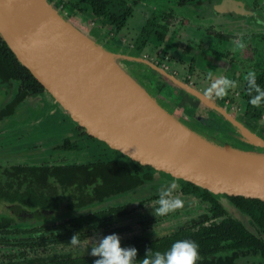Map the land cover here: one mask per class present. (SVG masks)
Returning a JSON list of instances; mask_svg holds the SVG:
<instances>
[{
	"label": "water",
	"instance_id": "1",
	"mask_svg": "<svg viewBox=\"0 0 264 264\" xmlns=\"http://www.w3.org/2000/svg\"><path fill=\"white\" fill-rule=\"evenodd\" d=\"M244 2L240 5H246ZM0 36L89 135L155 172L210 191L223 205L224 195L264 201V139L184 80L131 49H112L99 42L49 0H0ZM129 61L156 70L181 87L184 95L199 98L257 148L208 134L145 86L131 71ZM151 193L147 190L134 197ZM124 199L131 196L108 201ZM225 209L260 236L241 210ZM21 212L38 221L52 215Z\"/></svg>",
	"mask_w": 264,
	"mask_h": 264
},
{
	"label": "flooded vegetation",
	"instance_id": "2",
	"mask_svg": "<svg viewBox=\"0 0 264 264\" xmlns=\"http://www.w3.org/2000/svg\"><path fill=\"white\" fill-rule=\"evenodd\" d=\"M49 1L54 5L55 3H57L56 0ZM209 1L210 5L208 7H202L204 12L202 18H204V20L197 18V20L192 21L183 15H178L175 9L169 11V17L173 16L174 19L177 18H175V16L181 18L185 17L192 24L191 28H189V26H185V29L189 30L191 36H193V41L191 40L190 43L182 42L181 44L179 37L183 34L181 32L179 34L174 31L171 32L170 23H167V20L162 19L161 16L158 18L156 17L159 13H161L162 9H159L158 12L153 15L155 19L152 18L150 14L149 16L145 15V18H142L140 22H137L138 14H136L137 9L135 6H141L142 3L138 0H134V2H136L134 5V2L133 4H131V2L127 0V2L133 6L135 14V16L133 14L130 19L134 17V20L137 22V25L134 24L132 27L130 26V23L128 21L127 25L123 28V35L125 34L124 36H126L124 37L125 40L129 42L130 45H132V48L129 47L128 49H135L133 43L131 42L132 38L138 36L139 29L146 20H155V22L162 28H164V26L166 25L165 27L168 28V30L167 36L164 39V43L160 44L159 46L154 43H148L145 49L140 53V56L156 63L161 68L184 80L186 83L201 91L202 93H204V90L210 84V81L206 77L208 72L210 71L213 73V78L226 76L230 79L236 80L238 82L237 87L235 89L229 90V94L226 97L217 98L213 96L211 97V99L218 105L226 108L228 111L233 113L242 123L249 127L251 131L257 133L264 139V103H262L261 106L257 108L253 107L248 102L250 97L247 94V82L244 79L249 70H254L257 73V83L260 80H264V0H246L248 4L244 2L246 5L242 6L240 4L245 0H239L240 4L231 3L232 1L235 2V0ZM191 2L194 1L192 0L184 6H180L178 3L177 7H187ZM55 6L57 7V5ZM60 10L62 11V9ZM243 10L246 11L244 12ZM212 12L215 16H213L210 20H207L206 18L209 16V14L210 17L212 16ZM161 15L163 16V18L166 17V13H162ZM77 17H75L74 19H76ZM215 19L218 20L215 21ZM162 20L164 21L162 22ZM209 21L216 23L214 27L215 31L211 33L207 32L208 28L205 29V27H208L210 25ZM257 21H261V23H257ZM209 28L210 31L213 30L211 29V27ZM132 31L136 33L135 36ZM107 37L101 38L102 43H104L105 45H108V40L106 39ZM241 37L243 38L245 47L243 49L234 48L233 41ZM194 38L199 39V42H196V39ZM4 42L5 41L0 36V46H2ZM175 54L180 58H174ZM209 58H211L212 61L209 60ZM171 59L173 60L171 61ZM165 60L167 61L165 62ZM18 62L23 67H25L19 60ZM131 62H133L135 65L136 63H139L136 61ZM138 65L143 67V69H149L160 74L161 77L165 79L163 81L156 80L157 83H159V89H161L162 91H159L157 87V91H155L159 93L163 97V99L165 95L166 99L171 101L170 98L171 96L173 97L172 91L174 90V88H172L173 85H175L173 87L181 89V87L173 82H170L164 75L157 72L156 70L142 65L141 63H139ZM140 66L131 67L133 71L135 70L137 73H140ZM25 68L28 69L27 67ZM199 70L206 74L204 78L197 76L196 73H198ZM180 75H182V77ZM141 76V82L144 83V79H146L147 76L146 74H141ZM33 77L35 78V80L30 79L32 84L35 86H37V84H40L42 86V89L29 87V79H27L25 75H23V72L11 71L7 70L6 68L0 69V143L11 142L13 138L18 140L22 139L24 135L31 133L33 128L41 127L42 125L44 128L43 138L53 139L52 142L43 143L42 146L50 147L49 149L44 148L43 151L45 153L47 151H54L59 155H68L70 153L80 154L86 152L88 154V158L80 162H71L66 160L65 158L63 160L62 158L59 160L58 155L54 161L38 163L32 162L30 156L23 157V160H14L15 158L12 159L13 157H10L9 154L6 153L8 151L7 147H4L0 150V204H4L9 212L7 213L0 210V222H9L11 224L10 227L13 230L12 234H5L3 236V238L11 241L12 243H6V240L0 241L1 245L8 246L9 249H11L13 252L9 254L6 253L1 262L8 260V257L10 256L20 254V252L24 250L23 247H20L19 245L13 243L16 237L29 238L31 237L32 230H34L35 228L43 230L39 233H43L52 237L53 235H58L60 233L57 227H62V224L65 225L71 215L75 217L91 211H109L112 206H115L113 205V202L108 201V198L97 203L89 202L83 199L72 201L66 199L64 200L62 191L63 185L58 180L47 178L45 174L43 175V179H41L39 176H35L33 178L32 168L38 169V173L40 175V169L42 168L50 167V171L52 172L53 169L58 168L59 170V168H62L65 165L92 163L101 159L110 160L113 158H120L119 153H121L120 151L112 149L111 147L105 145L101 140L89 135L83 127L77 125L74 122V120L70 116V113L65 110L59 102H57V108L54 110V112L46 114L43 119H40V115L47 113L48 105H45V107L42 106L41 109V106L38 103V99L46 94L50 95L54 100L56 99L50 92L45 89V87L38 81V79L34 75ZM144 84L148 86L149 82L148 84ZM169 84L171 86H169ZM260 86L264 88L263 84ZM169 91L171 96L166 95L169 93ZM185 98L193 105L195 104L197 108L199 106L197 102L205 105L202 101L199 100V98L194 95H187ZM172 106L176 109L174 105ZM251 111H259L261 112V114L256 116L250 114ZM219 116L223 119L227 126H220L218 128L216 126L209 125V128H207L204 127V125L200 123L198 121L199 119H197L195 116H192V119L199 122L205 128L206 132L216 134L218 138L222 140L231 143H237L241 146L253 149L257 148L255 145L246 142L242 138V133L232 123L226 120L222 115ZM37 117H39V120H36ZM57 136H59L60 138L55 139ZM40 146L41 144L36 145L34 149H41ZM24 149H26V147ZM122 156L124 155L122 154ZM173 181L178 183V179H175L164 173L156 172L147 190H152V193L150 195H158V197H156L155 199H145L146 196H144V198L142 199H124L123 202L115 203L117 205H123L127 214L118 217L117 220L110 223L108 225L109 231H106L104 229H96L94 226H88L86 230L87 234L82 235L83 240L81 241V246L88 242V240L91 239L95 232H101L105 235H110L126 233L127 231H130L131 228L129 224L119 225L125 219H130L133 217L131 216L133 208H130V204L138 201V206H142L145 204V202L157 201L161 188L167 184L172 183ZM178 188L180 187L178 186L177 189ZM132 194H130L131 197ZM48 199H50V201ZM32 200L38 204V207L29 208L31 206ZM44 204L53 207L48 209L44 207ZM81 204L86 205L82 207ZM156 206L158 205L156 204ZM22 210L30 213L51 212L52 215L43 218L42 221H38L23 215V213L21 212ZM110 214L111 210L109 211V215ZM26 221L35 223L37 227H34L31 230H27L16 227L15 225L16 222ZM151 222H153V220ZM192 224L193 222L187 225V227H190ZM146 226L149 227V225ZM152 226L154 225L152 224L151 227ZM48 228L51 230H47ZM17 230H22V232H17ZM176 230L177 229H174L173 231H170L166 234L158 233L142 237H127L128 243H121V245L127 246L135 238H137L138 240L146 237L157 239ZM47 242L50 243L48 245L51 248H54L55 245L53 242ZM25 244H27L26 248L28 251V256L30 257L33 254V251L29 245L30 240L25 242ZM81 246H73L71 245V243H67L66 247L60 246L58 248L56 247L53 250L57 253L68 251L74 254L79 253L83 255H90L91 248L79 249ZM260 261L263 262L262 259H260Z\"/></svg>",
	"mask_w": 264,
	"mask_h": 264
},
{
	"label": "trees",
	"instance_id": "3",
	"mask_svg": "<svg viewBox=\"0 0 264 264\" xmlns=\"http://www.w3.org/2000/svg\"><path fill=\"white\" fill-rule=\"evenodd\" d=\"M58 4L63 5L65 11L71 18L79 15H85L92 22L90 32L99 42L102 37L108 36L107 33L115 30L123 35V28L127 25L129 19L134 14V8L127 0H56ZM192 0H178L180 6L186 5ZM137 2V1H136ZM134 2V5L135 3ZM166 26V25H165ZM162 28L155 20H146L138 32V36L132 38L135 49L131 51L140 55L148 43L160 45L164 43L168 28ZM125 35V34H124ZM112 49H119L116 42L107 45ZM139 64V63H136ZM6 68L11 71L23 72V75L29 79V87L42 89L40 84L33 85L30 79H34L31 72L23 67L17 60L15 54L4 42L0 46V69ZM131 71L141 81L142 76L135 70ZM37 83V82H36ZM263 84L264 80L258 82ZM253 115H259L261 112H250ZM205 130V128H204ZM218 138L216 134L209 133ZM220 139V138H219ZM120 158L110 160H98L92 163H82L65 165L62 168L53 169L50 167L40 169L32 168V176H39L43 179L45 174L47 178L58 180L63 185V199L65 200H86L89 202H101L110 197H128L132 193H138L147 190L156 173L150 167L142 165L140 162L130 158H125L121 153ZM59 171V172H58ZM180 194L187 198L188 196L201 199L206 202L208 208L202 214L200 220L194 221L190 227H180L176 231L161 236L159 238L146 237L141 240L133 239L123 248L135 247L137 257L135 264H141L145 258L147 250L153 252H167L171 246L181 240H192L199 245V259L197 264H247L243 260L250 254L260 255L264 264V201L257 198H247L245 196H222L224 205L217 196L208 190L198 187L192 183L178 180ZM31 192V191H30ZM158 195L146 196L145 199H155ZM50 201V199H48ZM33 202V203H32ZM29 208L38 207L32 200ZM89 204V203H86ZM86 204H81L83 207ZM108 210L91 211L78 216L71 215L65 225L58 226L60 232L58 235H45L39 233L43 230L35 228L32 230L31 237L18 238L13 241L14 244L23 247L20 254L8 257V260L0 264H94L96 259L92 255L74 254L68 251L61 253L55 252L56 247L64 246L70 243L74 234L79 235L80 241L83 240L88 226H94L96 229L109 231L108 225L118 217L127 214L125 207L115 204ZM117 205V206H116ZM226 207L241 210L250 224L255 228L260 236L255 235L248 230L241 219L232 216ZM50 209L53 206L45 205ZM85 208V207H84ZM9 222H0V241L6 240L3 236L12 234L13 230ZM51 230V229H47ZM22 232V230H17ZM73 234H72V233ZM30 240V247L33 254L29 257L27 251V242ZM47 241L54 243L51 248ZM7 242H11L6 240ZM12 243V242H11Z\"/></svg>",
	"mask_w": 264,
	"mask_h": 264
},
{
	"label": "rangeland",
	"instance_id": "4",
	"mask_svg": "<svg viewBox=\"0 0 264 264\" xmlns=\"http://www.w3.org/2000/svg\"><path fill=\"white\" fill-rule=\"evenodd\" d=\"M139 2L142 3V5L140 6H135L136 7V14H138L137 17V22H140L142 18H145V15H150L153 17L154 14H156L158 12V10H161V13H159L156 17H162V19H166L167 23H170V30L171 32H177L178 34L181 32L183 35H180L179 39L180 42L182 44V42H186V43H190V41H193V36H191L189 30L185 29V26H189V28H191L192 24L189 22V20L187 18H189L192 21L197 20V18L204 20V18H202L204 12L202 7H208L210 5V1L209 0H193L194 2H191L189 4V6L187 7H177L178 6V0H138ZM129 2H131V4H133L134 0H129ZM55 3V2H54ZM55 5H57V7H59V9H62L63 12H66L65 9L63 8V5L58 3H55ZM162 7V8H161ZM176 10L178 15H183L185 17H178L175 16L176 19L173 18V16L169 17V11L170 10ZM67 13V12H66ZM162 13H166V17L163 18V16L161 15ZM211 17L210 14L209 16L206 18L207 20H210L214 15V13H211ZM135 16V14H134ZM224 17V16H221ZM79 27H81L83 30H85L86 32L90 31L91 28V21L89 18H87L85 15H79L76 19L71 18ZM155 19V18H154ZM218 19H215V21H217ZM264 20V18H263ZM164 20H162L163 22ZM137 22L134 20V17L132 19L129 20L130 26L133 27L134 24L137 25ZM210 22V25L208 27H205V29H207V32L211 33L213 31H215V25L216 23L214 22ZM213 29L210 31V28ZM175 29V30H174ZM132 33H134V31H132ZM109 34V35H108ZM108 37L106 38L108 40V45L110 44H114L116 42L117 47H119V45L121 44V47H125V48H132V45H130L129 42H127L125 40L124 35L118 34L115 30H112L111 32L107 33ZM128 39V38H127ZM196 39V38H194ZM196 42H199V39H196ZM198 44V43H197ZM197 46V45H195ZM182 47V46H181ZM200 52V51H198ZM179 57V56H174V58ZM180 58V57H179ZM173 59H171L172 61ZM176 60V59H174ZM209 60H211V58H209ZM167 60H165L166 62ZM212 61V60H211ZM131 66H140L138 64H134L133 62L129 61V67L132 69ZM139 72L140 74H146L147 78L144 79V83L149 82L148 84V88H153L152 90H156L160 88L159 83H157L156 80H165L161 77L160 74L153 72L149 69H143V67H139ZM199 73V74H198ZM197 76H200L201 78H204V76L206 75L204 72H202L201 70L198 71ZM182 77V75H180ZM203 76V77H202ZM207 77V76H206ZM140 79V78H139ZM165 82V81H164ZM143 83V84H144ZM171 84V83H170ZM169 84V86H171ZM146 86V84H144ZM175 86V85H173ZM174 90L173 92V97L170 95V91L168 94V96H171L170 100L166 99V96L164 95V99L165 101L170 104L171 106L174 105L176 107V110L179 111L182 115H184L186 118H188L189 120L195 121L194 119H192V116H195L197 119H199L198 121L200 123H202L204 125V127L209 128V125H213L216 127H220V126H227L226 123L223 121V119L219 116V114H217L213 109H210L209 106L207 107V105H203L200 102H197V104H199L198 108L196 107V105L192 104L190 101H188L185 97L186 95L183 94V92L181 91V89L175 88L173 87ZM157 87V89H156ZM155 91V92H156ZM159 91H162L161 89H159ZM159 94V93H158ZM160 95V94H159ZM161 96V95H160ZM176 96V97H175ZM162 97V96H161ZM163 98V97H162ZM38 103L40 104V108L42 109V106L45 107V105H48V110L47 113H44L42 115H40V119H43L44 116L46 114H50L52 112H54V110L57 108V101L54 100L50 95L46 94L43 95L41 98L38 99ZM173 107V106H172ZM174 108V107H173ZM178 108V109H177ZM40 110V109H39ZM38 110V111H39ZM215 112V113H214ZM212 113V114H210ZM42 116V117H41ZM36 120H39V117L36 118ZM197 122V121H196ZM199 122H197L199 125H201ZM71 123V122H70ZM201 127L204 129V127L201 125ZM43 126L41 125V127H37V128H33L31 133H28L26 135L23 136L22 139H12L11 142H7V143H0V150L3 149L4 147H7V152L9 154L10 157H13L12 159L14 160H23V157H27L30 156L32 162H38V163H42V162H46V161H54L56 159V157L59 155L57 154V152L54 151H47L46 153L43 151L44 148L49 149V146H42L43 143L45 142H52L53 139L52 138H43ZM60 137L57 136L55 139H59ZM41 149H34V147L36 145H40ZM26 147V149H24ZM43 147V148H42ZM27 150V151H26ZM31 150V151H30ZM26 152V153H24ZM41 152V154H40ZM73 156H72V155ZM88 154L86 152L83 153H70L68 155L64 154V155H59L58 159L60 160L62 158V160L65 158L68 161L71 162H80L84 159H87ZM161 181V180H160ZM135 194H132V198L134 197ZM174 195L179 196V198L181 200L184 201V207L177 209L174 212H170L167 215L164 216H158L156 217L155 215H153L154 209L156 206V201H150V202H145L144 205L142 206H138V201L137 202H133L130 204V208H133L132 210V218H127L124 221H122L119 225H123V224H129L130 225V231H127L126 233H120L118 234L121 238V243H128V239L127 237H133V236H148L150 234H166L170 231H173L174 229H178L180 227H184L187 226L189 224H191L194 221L200 220L202 217V214L205 212V209L208 208V205L206 202H201L202 200L197 199L195 197H191L188 196L187 198L183 197L180 194V188L176 189L174 191ZM144 198V196L140 197V198H135V199H142ZM222 201L224 203V200L222 198ZM0 210L5 211L7 213L8 209L6 208V206L4 204H0ZM153 220V222H151ZM149 225V227H147L146 225ZM154 225L151 227V225ZM16 227H19L21 229H27V230H31L34 227H37V225L33 222H16L15 223ZM102 236H107L101 232H95L94 235L91 237V239L88 240V242H86L84 245H82L79 249H89L91 248L95 242H96V238L102 237ZM6 253H13L11 249H9L8 246H3L0 244V262L3 260L4 256ZM260 255H253L250 254L249 256H247V258L245 260H243L245 263L247 264H260Z\"/></svg>",
	"mask_w": 264,
	"mask_h": 264
},
{
	"label": "clouds",
	"instance_id": "5",
	"mask_svg": "<svg viewBox=\"0 0 264 264\" xmlns=\"http://www.w3.org/2000/svg\"><path fill=\"white\" fill-rule=\"evenodd\" d=\"M257 23H261V21H257ZM233 46L236 49H243L245 47L243 38L233 41ZM207 78L210 84L203 93L206 98L213 96L224 98L229 94V90L237 87L238 83L226 76L213 78L211 71L208 72ZM244 79L247 82L246 90L250 97L248 102L253 107H260L264 103V88L257 83L256 71L249 70ZM177 187V183L173 181L161 188L159 198L156 201L158 207L153 208V215L156 217L164 216L184 207V201L179 196L174 195ZM70 243L73 246H81L78 233L72 236ZM137 251L135 247L123 248L120 236L110 234L96 238L95 244L91 247L90 255L99 257L94 261V264H135ZM198 259L199 245L192 240H181L175 242L167 252L147 250L141 264H197Z\"/></svg>",
	"mask_w": 264,
	"mask_h": 264
},
{
	"label": "bare ground",
	"instance_id": "6",
	"mask_svg": "<svg viewBox=\"0 0 264 264\" xmlns=\"http://www.w3.org/2000/svg\"><path fill=\"white\" fill-rule=\"evenodd\" d=\"M111 61H112V63H114L115 65H117L118 66V64L113 60V59H111ZM113 64V65H114ZM116 67V66H115ZM119 67V66H118ZM120 68V67H119Z\"/></svg>",
	"mask_w": 264,
	"mask_h": 264
},
{
	"label": "crops",
	"instance_id": "7",
	"mask_svg": "<svg viewBox=\"0 0 264 264\" xmlns=\"http://www.w3.org/2000/svg\"><path fill=\"white\" fill-rule=\"evenodd\" d=\"M136 35V33H134V36ZM165 100V99H164Z\"/></svg>",
	"mask_w": 264,
	"mask_h": 264
}]
</instances>
